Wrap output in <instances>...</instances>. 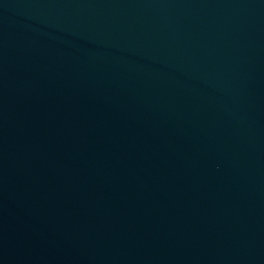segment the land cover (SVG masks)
Wrapping results in <instances>:
<instances>
[{
  "label": "water",
  "instance_id": "1",
  "mask_svg": "<svg viewBox=\"0 0 264 264\" xmlns=\"http://www.w3.org/2000/svg\"><path fill=\"white\" fill-rule=\"evenodd\" d=\"M0 264H264V0H0Z\"/></svg>",
  "mask_w": 264,
  "mask_h": 264
}]
</instances>
